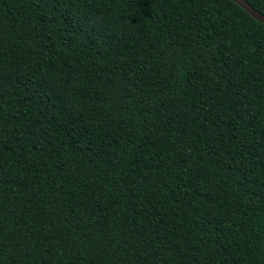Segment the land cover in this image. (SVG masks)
<instances>
[{"label": "trees", "instance_id": "1", "mask_svg": "<svg viewBox=\"0 0 264 264\" xmlns=\"http://www.w3.org/2000/svg\"><path fill=\"white\" fill-rule=\"evenodd\" d=\"M0 264H264V23L0 0Z\"/></svg>", "mask_w": 264, "mask_h": 264}, {"label": "water", "instance_id": "2", "mask_svg": "<svg viewBox=\"0 0 264 264\" xmlns=\"http://www.w3.org/2000/svg\"><path fill=\"white\" fill-rule=\"evenodd\" d=\"M237 5H239L242 9H244L252 18L255 20L264 23V15L258 12L251 4H249L246 0H231Z\"/></svg>", "mask_w": 264, "mask_h": 264}]
</instances>
